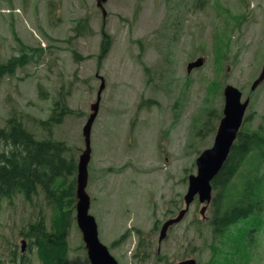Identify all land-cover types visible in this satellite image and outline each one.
<instances>
[{"label":"rangeland","instance_id":"1","mask_svg":"<svg viewBox=\"0 0 264 264\" xmlns=\"http://www.w3.org/2000/svg\"><path fill=\"white\" fill-rule=\"evenodd\" d=\"M98 3L0 0V63L19 56L15 33L30 48L29 63L0 84V128L16 112L31 133L46 139L38 121L48 120L61 99L73 115L54 127L53 137L64 141L78 161L85 151L82 131L97 100L99 77L104 78L87 192L100 239L119 264L189 258L220 264L214 257L220 251L227 264H264V211L218 236L211 207L202 220L196 200L161 247L160 228L155 229L184 206L196 159L214 144L212 128L224 108L225 86L251 98L246 128L264 126V84L250 90L264 66V0H204L201 8L197 0H108L106 18ZM79 22H87L88 31L77 37ZM216 31L217 41L230 44L218 74ZM104 34L110 49L99 62ZM198 58L205 59L204 66L188 74V64ZM210 111L215 117L201 136ZM234 183L239 184L238 177ZM41 211L50 224L54 213L43 196L28 202L19 195L12 205L0 203V264L21 255L20 232ZM68 243L70 264H90L76 221ZM230 243L239 249L235 258ZM27 255L26 264H40Z\"/></svg>","mask_w":264,"mask_h":264},{"label":"trees","instance_id":"2","mask_svg":"<svg viewBox=\"0 0 264 264\" xmlns=\"http://www.w3.org/2000/svg\"><path fill=\"white\" fill-rule=\"evenodd\" d=\"M80 25L76 35L85 33L87 22ZM110 46L106 37L101 44L100 60L105 57ZM216 71L221 70L225 56L218 46L216 49ZM24 57L13 59L8 64L0 65V83L7 75H13L17 67L24 65ZM18 64V65H17ZM70 110L63 107L61 114L53 115L43 126L51 133L52 125L62 122L63 116ZM210 116V115H209ZM258 150L264 157V134H239L236 144L222 172L213 182L216 192L213 202V225L218 234L239 221L260 213L264 206V187L261 179L252 182L249 177L259 172L260 164L255 160L248 169L247 180L238 190L232 181L245 164L247 156ZM69 151L63 143L52 140L38 141L28 132L17 118L8 121L7 129L0 130V199H12L21 194L27 200L38 195L41 188L46 200L54 209L55 217L52 228H47L41 217L29 226L26 237L35 247L41 264H69L68 232L72 227L76 205V180L72 177L76 170L74 158L67 159ZM233 199L225 207L228 200ZM221 264V263H220Z\"/></svg>","mask_w":264,"mask_h":264},{"label":"water","instance_id":"3","mask_svg":"<svg viewBox=\"0 0 264 264\" xmlns=\"http://www.w3.org/2000/svg\"><path fill=\"white\" fill-rule=\"evenodd\" d=\"M203 60H198L189 65V71L194 68L203 66ZM264 82V69L259 79L254 83L252 89L255 90L261 83ZM105 88V83L99 92L98 102L92 106L94 113L91 115L87 125L84 128V136L86 139L87 151L81 156L78 175V224L83 233L84 241L88 250L89 258L92 264H118V262L110 255L107 247H105L98 237V226L94 217L89 215L90 197L86 193L88 183V164L90 162L91 148L90 136L93 123L99 112V105L102 91ZM226 105L224 109V118L220 123L219 131L216 137L215 145L212 149L203 153L198 159L199 168L198 176H192L190 179V187L187 196L185 197L186 208L182 210L176 218L169 220L162 229L160 242L166 237L171 226L178 224L183 220L188 212L195 197L199 195L202 203H210L212 200L211 182L222 170L234 141L237 138L238 131L242 125L246 109L250 103L248 99L242 104V93L229 86L225 90ZM207 206L203 207L201 214L204 216ZM178 264H197L195 260H188Z\"/></svg>","mask_w":264,"mask_h":264}]
</instances>
